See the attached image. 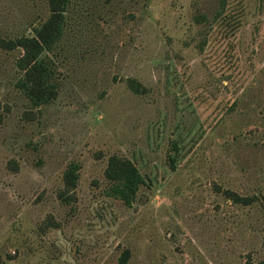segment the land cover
I'll use <instances>...</instances> for the list:
<instances>
[{
  "label": "rangeland",
  "instance_id": "374dc122",
  "mask_svg": "<svg viewBox=\"0 0 264 264\" xmlns=\"http://www.w3.org/2000/svg\"><path fill=\"white\" fill-rule=\"evenodd\" d=\"M49 14L0 0V264L263 261L264 0H68L33 105L9 41ZM112 155L142 177L129 205Z\"/></svg>",
  "mask_w": 264,
  "mask_h": 264
},
{
  "label": "trees",
  "instance_id": "16d2710c",
  "mask_svg": "<svg viewBox=\"0 0 264 264\" xmlns=\"http://www.w3.org/2000/svg\"><path fill=\"white\" fill-rule=\"evenodd\" d=\"M67 2L68 0H47L50 12L48 18L32 29V35L20 36L9 41L11 46L19 47L22 51L15 63L22 71V75L16 80L15 86L33 105L47 102L55 95V85L50 82L51 69L40 54L44 47L54 40L60 29L63 22L62 12ZM140 90H143L142 87L138 83L135 84L133 91ZM169 159L172 161L173 156H169ZM77 169V164L70 163L62 172L63 187L58 193L62 201L70 198L69 191L75 186ZM104 177L108 182L107 195L120 200L125 205L132 202L139 185L143 182L141 175L128 159L115 155L107 159ZM241 201L246 203L247 199ZM261 240L264 245V224L261 229ZM127 257V253L123 252L119 256V264H125ZM256 264H264V260Z\"/></svg>",
  "mask_w": 264,
  "mask_h": 264
}]
</instances>
